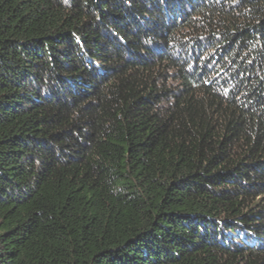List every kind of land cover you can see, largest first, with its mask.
<instances>
[{"label": "trees", "instance_id": "1", "mask_svg": "<svg viewBox=\"0 0 264 264\" xmlns=\"http://www.w3.org/2000/svg\"><path fill=\"white\" fill-rule=\"evenodd\" d=\"M0 264H264V0H0Z\"/></svg>", "mask_w": 264, "mask_h": 264}]
</instances>
